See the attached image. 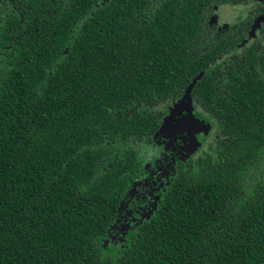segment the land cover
<instances>
[{"label":"trees","instance_id":"obj_1","mask_svg":"<svg viewBox=\"0 0 264 264\" xmlns=\"http://www.w3.org/2000/svg\"><path fill=\"white\" fill-rule=\"evenodd\" d=\"M217 2L12 0L0 27V264H264V78L216 91L223 51L205 33ZM199 76L191 96L220 139L115 229L160 157L163 106Z\"/></svg>","mask_w":264,"mask_h":264},{"label":"flooded vegetation","instance_id":"obj_2","mask_svg":"<svg viewBox=\"0 0 264 264\" xmlns=\"http://www.w3.org/2000/svg\"><path fill=\"white\" fill-rule=\"evenodd\" d=\"M186 1L168 0L172 7L178 4L182 6ZM10 5H13L12 0H0V27L11 18ZM18 17L20 23H24V19L20 15ZM263 18L264 0H218L210 8L205 36L208 38L211 35L223 51L217 56L212 66L217 92L221 90L225 92L229 86L235 87V91L241 85L264 78ZM183 97L163 106V118L172 116L174 119L156 141L160 157L153 163H149L146 171L135 180L137 188L133 191V197L129 198V205L125 206L122 212L126 215L120 216L115 229H122L129 223L133 226L134 217L139 219L141 215H146L147 211L152 209V204H157L168 190L179 162L185 159L187 161L191 156L188 151L190 145L188 132L191 129L187 124L180 127L181 122L177 123L187 117L188 113L183 108L179 111L174 110ZM190 111L201 122L195 130L197 141L200 144L199 151L194 155L197 156L220 139L219 127L216 120L195 104L193 98ZM127 211L132 215H129ZM109 235L114 242L123 237L116 230L110 232Z\"/></svg>","mask_w":264,"mask_h":264},{"label":"water","instance_id":"obj_3","mask_svg":"<svg viewBox=\"0 0 264 264\" xmlns=\"http://www.w3.org/2000/svg\"><path fill=\"white\" fill-rule=\"evenodd\" d=\"M262 21L264 22V18L262 19ZM202 76H199L187 89L186 91V95L183 97V99L176 105V108L174 109L175 111H179L180 109L182 110H185L187 111L188 113V116L185 117L183 120L181 121H178L177 123L180 124L181 122V125H185L187 124L189 126V128L191 129V131L189 130L188 132V135H189V141H190V145H189V152L190 154H193L195 153L199 148H200V144L198 143L197 141V138H196V134L197 132H195L196 130V127L199 123H201L199 120H197L195 118V116L192 114V112L190 111L191 110V107H192V96H191V92H192V89L193 87L195 86V82L200 80ZM185 105V107H184ZM174 118L169 117V118H166L165 119V122L162 126V129L161 131L159 132L158 136L163 134L164 130L167 129L171 123V121L173 120ZM203 123V122H202ZM179 126V125H178Z\"/></svg>","mask_w":264,"mask_h":264},{"label":"rangeland","instance_id":"obj_4","mask_svg":"<svg viewBox=\"0 0 264 264\" xmlns=\"http://www.w3.org/2000/svg\"><path fill=\"white\" fill-rule=\"evenodd\" d=\"M175 108H176V107H175ZM175 108H174V109H175ZM164 131H166V129H165ZM210 140H212V139H210ZM210 140H209V141H210Z\"/></svg>","mask_w":264,"mask_h":264}]
</instances>
